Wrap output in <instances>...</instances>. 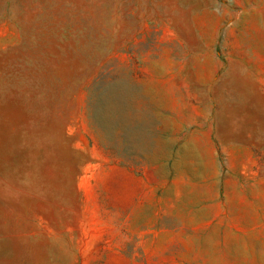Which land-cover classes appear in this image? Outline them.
Instances as JSON below:
<instances>
[{"label": "rangeland", "instance_id": "374dc122", "mask_svg": "<svg viewBox=\"0 0 264 264\" xmlns=\"http://www.w3.org/2000/svg\"><path fill=\"white\" fill-rule=\"evenodd\" d=\"M0 264H264V0H0Z\"/></svg>", "mask_w": 264, "mask_h": 264}, {"label": "crops", "instance_id": "0c3cea01", "mask_svg": "<svg viewBox=\"0 0 264 264\" xmlns=\"http://www.w3.org/2000/svg\"><path fill=\"white\" fill-rule=\"evenodd\" d=\"M148 233H152V231H149ZM170 235V234H169ZM146 240H147V237H146Z\"/></svg>", "mask_w": 264, "mask_h": 264}]
</instances>
